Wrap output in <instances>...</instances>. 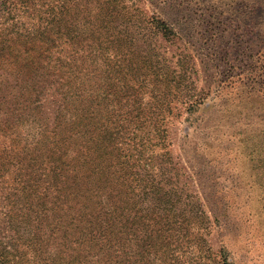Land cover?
<instances>
[{
	"label": "trees",
	"instance_id": "16d2710c",
	"mask_svg": "<svg viewBox=\"0 0 264 264\" xmlns=\"http://www.w3.org/2000/svg\"><path fill=\"white\" fill-rule=\"evenodd\" d=\"M151 34L178 35L136 0H0V264H187L203 211L137 190L169 105Z\"/></svg>",
	"mask_w": 264,
	"mask_h": 264
},
{
	"label": "rangeland",
	"instance_id": "374dc122",
	"mask_svg": "<svg viewBox=\"0 0 264 264\" xmlns=\"http://www.w3.org/2000/svg\"><path fill=\"white\" fill-rule=\"evenodd\" d=\"M136 1L178 34L138 42L153 52L151 69L170 75L166 133L153 136L158 146L138 167L140 209L159 187L173 194L161 203L203 211L199 245L181 253L187 264H264V0Z\"/></svg>",
	"mask_w": 264,
	"mask_h": 264
}]
</instances>
